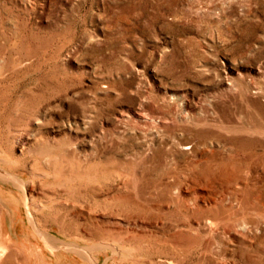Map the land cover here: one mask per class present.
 Here are the masks:
<instances>
[{"label": "rangeland", "instance_id": "1", "mask_svg": "<svg viewBox=\"0 0 264 264\" xmlns=\"http://www.w3.org/2000/svg\"><path fill=\"white\" fill-rule=\"evenodd\" d=\"M0 168V264H264V0H0Z\"/></svg>", "mask_w": 264, "mask_h": 264}, {"label": "bare ground", "instance_id": "2", "mask_svg": "<svg viewBox=\"0 0 264 264\" xmlns=\"http://www.w3.org/2000/svg\"><path fill=\"white\" fill-rule=\"evenodd\" d=\"M0 181L1 182H11V184L14 186V187H18L20 188V191L22 194H24V182L21 181V179L16 176V175H13V174H9L8 172H5L3 171L1 168H0ZM26 201V199H24ZM255 201V200H254ZM4 203V202H3ZM5 204V203H4ZM6 206L5 209L3 208V204L1 205L3 210H5L8 215L10 217H13V212L11 210V207L8 206L7 204H5ZM26 217H27V221L28 223L30 224V227L32 226L33 229H35L38 233H39V236L44 240V243L45 245H37V247L40 249L39 251L42 253V256L44 257H48L50 256V254H56L57 250L59 249H67V250H73V251H78L80 252V250L78 248H76L75 246H70L69 244L65 243V242H60V243H54L52 242L51 239H49V237H47V235L44 233V232H41L40 230H37L36 229V226L32 223L34 222V219H33V215L29 212L28 208L25 209V214H24ZM4 216V215H3ZM15 217L13 218H8L7 220L11 221L13 223V228L15 227V229L19 228L18 227V223L19 221L21 220V217L19 215H14ZM26 224H24L25 227H28L27 225V222L24 221ZM13 228H9V233H10V236L8 235V240H5L7 241L8 243H6V245L9 243H12L10 241L12 240H15L16 239V234H15V231H13ZM16 229V230H17ZM21 231L23 230V227L22 229H20ZM51 235V234H50ZM17 241V239H16ZM54 241V240H53ZM18 243V242H17ZM77 245V244H76ZM99 245V244H98ZM103 245V244H102ZM105 245V244H104ZM28 246V245H27ZM78 246V245H77ZM84 246V245H83ZM94 246V245H93ZM23 247V246H22ZM86 247V246H85ZM31 249V248H30ZM30 249H26V252H24V255L27 256V254H32V255H36L35 252H32ZM70 250V251H71ZM88 250V249H87ZM59 252V251H58ZM72 252V251H71ZM82 253V252H81ZM75 255V254H74ZM76 256V255H75ZM53 257V256H52ZM82 258V257H81ZM52 260V259H51Z\"/></svg>", "mask_w": 264, "mask_h": 264}]
</instances>
